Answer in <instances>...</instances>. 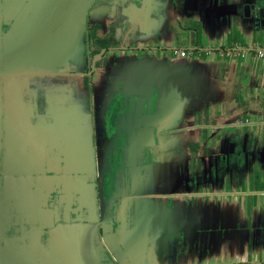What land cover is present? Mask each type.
<instances>
[{
    "label": "crops",
    "instance_id": "crops-1",
    "mask_svg": "<svg viewBox=\"0 0 264 264\" xmlns=\"http://www.w3.org/2000/svg\"><path fill=\"white\" fill-rule=\"evenodd\" d=\"M263 54L264 0H0V264H264Z\"/></svg>",
    "mask_w": 264,
    "mask_h": 264
},
{
    "label": "water",
    "instance_id": "water-1",
    "mask_svg": "<svg viewBox=\"0 0 264 264\" xmlns=\"http://www.w3.org/2000/svg\"><path fill=\"white\" fill-rule=\"evenodd\" d=\"M103 53L104 51H102L99 55L95 56L94 61H93V69L95 68L96 62L101 58Z\"/></svg>",
    "mask_w": 264,
    "mask_h": 264
},
{
    "label": "built area",
    "instance_id": "built-area-1",
    "mask_svg": "<svg viewBox=\"0 0 264 264\" xmlns=\"http://www.w3.org/2000/svg\"><path fill=\"white\" fill-rule=\"evenodd\" d=\"M182 55L185 56V53H183ZM263 56H264V54H263Z\"/></svg>",
    "mask_w": 264,
    "mask_h": 264
},
{
    "label": "trees",
    "instance_id": "trees-1",
    "mask_svg": "<svg viewBox=\"0 0 264 264\" xmlns=\"http://www.w3.org/2000/svg\"><path fill=\"white\" fill-rule=\"evenodd\" d=\"M98 40L97 38L94 39V41Z\"/></svg>",
    "mask_w": 264,
    "mask_h": 264
}]
</instances>
